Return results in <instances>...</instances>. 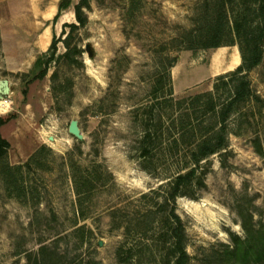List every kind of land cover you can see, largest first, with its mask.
<instances>
[{"label": "rangeland", "instance_id": "rangeland-1", "mask_svg": "<svg viewBox=\"0 0 264 264\" xmlns=\"http://www.w3.org/2000/svg\"><path fill=\"white\" fill-rule=\"evenodd\" d=\"M220 1L88 0L86 24L72 31L69 55H63L67 49L60 41L46 77L32 83L26 96V73L10 71L6 62L7 53L27 49L13 51L24 34L11 31L7 4H0V78L11 85L10 108L0 115H18L2 127L10 148L0 162V264H37L44 245L50 249L46 264H166L161 197L150 192L179 164L161 147L153 158L141 157L139 140L155 85L159 99L168 93L169 56H178L170 68L176 99L212 90L218 75L236 68L211 74L214 49H180L183 29L195 27L205 14L200 6ZM2 28L9 32L4 38ZM249 78L263 102L242 105L229 121L227 155L203 161L205 185L195 183L189 195L176 199L189 264H231L225 245L233 246L234 235L246 237L241 212L252 214L255 227L264 225V58ZM169 104L161 110L164 120L179 114L178 106ZM74 119L81 140L68 131ZM73 173L83 176L80 195Z\"/></svg>", "mask_w": 264, "mask_h": 264}, {"label": "trees", "instance_id": "trees-1", "mask_svg": "<svg viewBox=\"0 0 264 264\" xmlns=\"http://www.w3.org/2000/svg\"><path fill=\"white\" fill-rule=\"evenodd\" d=\"M237 1V4H236ZM251 1V0H250ZM255 4H240L238 0H221L220 4H202L197 18V24L191 29H183L180 38V49H215L221 46L234 45L238 47L241 62L231 71L216 77L213 89L194 95L175 98L171 84L170 68L178 61V56H169L165 68V77L169 83L168 93L158 98L159 84L153 90L155 101L149 105V115L144 123V130L139 140V153L143 158H153L158 147L168 152L170 157L177 158V172L168 177V181L160 184L158 189L150 194L160 196L158 203L164 213V236L168 242L165 247L166 264H189L191 256L187 250V234L185 224L176 212V199L189 195V188L195 183L205 185L204 176L208 167L202 166L203 161L215 154L227 155L229 147V121L240 113L242 105L250 99L263 102V99L253 91L249 73L256 68L264 58V22L254 20V16L264 17V0H252ZM231 3V4H230ZM72 5V0H61L58 13ZM88 6V0H79L73 9L76 21L65 24L70 31H62L63 38L54 36L47 50L48 54L40 55L31 70L23 80V95L35 81L43 80L48 73V65L57 53L58 43L66 46L63 55H69V38L75 29L86 24L83 7ZM27 102V100H26ZM25 102V103H26ZM170 103L178 106L179 114L164 120L163 106ZM16 112L6 116L0 115V162L3 161L10 148L9 140L3 135L2 127L17 118ZM259 139V138H258ZM257 152L262 153L260 145ZM224 164L226 157L222 160ZM111 176L110 172H107ZM73 181L77 195L83 193V176L73 173ZM143 193L144 198L150 196ZM241 225L246 233L245 238L232 236L233 246L225 245L226 259H232L231 264H264V225L255 227L253 216L245 217L242 212ZM48 246H42L38 252L37 264H46ZM52 255L57 251H52ZM121 251L119 249V256ZM132 254L126 256V260ZM252 255L253 260L249 257Z\"/></svg>", "mask_w": 264, "mask_h": 264}, {"label": "crops", "instance_id": "crops-1", "mask_svg": "<svg viewBox=\"0 0 264 264\" xmlns=\"http://www.w3.org/2000/svg\"><path fill=\"white\" fill-rule=\"evenodd\" d=\"M61 0H0V4H7L8 19L6 23L13 26L11 31H23L24 37L13 44V49L27 47L24 51L9 52L6 62L10 71L28 73L36 59L47 52L54 36L59 37L65 24L76 20L73 6L79 0H72V5L58 13ZM1 35L8 36V29H1ZM33 35V38L31 37ZM4 44V40L2 41ZM12 50V48H9ZM15 49L13 51H15Z\"/></svg>", "mask_w": 264, "mask_h": 264}, {"label": "bare ground", "instance_id": "bare-ground-1", "mask_svg": "<svg viewBox=\"0 0 264 264\" xmlns=\"http://www.w3.org/2000/svg\"><path fill=\"white\" fill-rule=\"evenodd\" d=\"M241 62V57L239 50L234 46L233 50H229L226 46H221L214 49L212 54L211 63L208 68L209 73H217L222 68L226 67L231 69L237 67ZM178 67L175 69L174 73L176 74ZM10 108V102L6 99H0V113H5ZM50 136V135H49ZM53 146L57 145V140L51 142Z\"/></svg>", "mask_w": 264, "mask_h": 264}, {"label": "water", "instance_id": "water-1", "mask_svg": "<svg viewBox=\"0 0 264 264\" xmlns=\"http://www.w3.org/2000/svg\"><path fill=\"white\" fill-rule=\"evenodd\" d=\"M86 49L89 53V56L93 55V49L91 48V45H87ZM11 92V85H10V81L7 78H0V99H6L9 94ZM68 131L71 135H73L74 137H76L77 139L81 140L84 138L81 129L79 127L78 121L76 119L71 120L68 126ZM49 140L51 142L55 141V137L54 136H49Z\"/></svg>", "mask_w": 264, "mask_h": 264}]
</instances>
